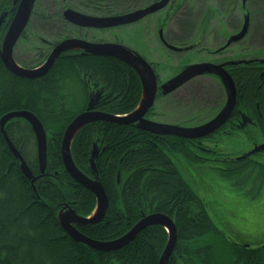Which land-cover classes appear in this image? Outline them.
Here are the masks:
<instances>
[{
	"label": "trees",
	"instance_id": "1",
	"mask_svg": "<svg viewBox=\"0 0 264 264\" xmlns=\"http://www.w3.org/2000/svg\"><path fill=\"white\" fill-rule=\"evenodd\" d=\"M11 2L3 0L0 16ZM7 27L8 22L0 34ZM85 60L66 59L69 63H55L42 78L27 80L10 73L0 59V121L9 113L27 111L40 120L47 135V170L41 175L30 125L16 119L5 128L8 139L38 178L32 185L0 125V264H159L167 245V231L149 226L125 248L98 252L73 241L59 223L64 210L88 218L96 208L95 196L71 179L61 155L67 127L86 107L87 81L102 92L95 108L109 115L127 116L143 95L140 80L124 63L107 57ZM94 146L98 149L94 160L97 174L90 165ZM71 153L77 168L97 179L109 199L101 222L77 228L87 238L114 241L143 218L163 214L173 220L178 235L169 264H264V245L254 248L227 240L211 220L207 204L182 177L173 157L184 156L195 165L208 163L188 141L152 135L135 125L96 122L77 134ZM229 165L220 172L231 181L251 168L238 160Z\"/></svg>",
	"mask_w": 264,
	"mask_h": 264
},
{
	"label": "flooded vegetation",
	"instance_id": "2",
	"mask_svg": "<svg viewBox=\"0 0 264 264\" xmlns=\"http://www.w3.org/2000/svg\"><path fill=\"white\" fill-rule=\"evenodd\" d=\"M20 1L12 0V6L4 9V12H7L5 24L8 22V27ZM41 1L44 4L42 7L39 6ZM163 1L36 0L30 21L14 48L13 58L22 68L35 70L47 62L51 53L60 44L67 41L119 46L143 59L156 78L155 104L146 114L145 119L186 129L203 126L223 112L228 103L229 94L221 77L217 74L199 76L168 95H164L161 88L186 68L193 66L212 65L217 68V72L224 71L233 81L236 90L235 107L230 117L213 134L200 139L182 140L188 141L198 157L208 161L207 164L216 163L215 169L219 172L221 169L228 170L230 162L234 160L244 161L251 168L241 177L248 180L254 177L257 180L256 184L261 177L264 187V151L251 154L256 148L264 146V142L255 143L246 154L237 158L229 157L219 149L220 143L236 133L243 134L247 140L254 131L264 136V48L260 46V43L264 46V0H169L165 6L136 22L109 29L81 27L65 17L67 11L96 19L123 17L145 11ZM15 2L17 4H14ZM247 18L246 33L240 40H234L243 31ZM33 21L41 35L36 39L39 42L38 45L27 40V32ZM8 27L4 33L0 34V49H2ZM44 34H47L49 39L44 38L46 36ZM23 41H26V46L29 48L28 53L33 54L32 60L28 62L22 61L24 60L23 51L19 49ZM88 57L96 56L88 54L83 49H74L61 54L55 63H69L65 60L74 58L85 63ZM70 62L77 63L73 60ZM129 68L139 79L137 73L131 67ZM80 77L85 84V75L82 74ZM198 80L210 83L209 87L213 90L211 92L213 95L208 93L207 88L202 85H199L193 93L201 94V97L198 95L199 100L205 102L214 100L216 107L212 112L202 114L201 110L194 107L191 113H185L178 122L162 123L156 120V108L159 101L169 99L183 89H189L187 86ZM215 89H218L220 94H214ZM99 90L98 86L87 81L88 97L84 112L87 111L90 100L95 99ZM204 95L208 97L204 98ZM183 100L192 101L189 96ZM182 106L178 105V109L183 108ZM166 109L162 112V117L170 119L172 115L169 113L171 111H169L168 103ZM197 109L199 113L195 112ZM95 111L98 110L95 108Z\"/></svg>",
	"mask_w": 264,
	"mask_h": 264
},
{
	"label": "water",
	"instance_id": "3",
	"mask_svg": "<svg viewBox=\"0 0 264 264\" xmlns=\"http://www.w3.org/2000/svg\"><path fill=\"white\" fill-rule=\"evenodd\" d=\"M169 0H164L161 4L149 8L145 11L134 13L131 15L115 18L96 19L67 11L65 17L70 22L81 26L99 29H109L118 26L131 24L141 18L151 14L162 6H165ZM36 0H21L18 4L15 16L10 22L6 33L2 49H0V59L4 67L13 75L27 79L36 80L45 76L55 65L59 56L67 51L74 49H83L88 54L96 57L115 58L122 61L128 67H131L139 76L143 86V95L138 107L127 116H114L106 113L95 111L96 104L102 98V92L96 94L95 99L89 102V108L86 112L77 116L73 122L67 127L62 141L61 155L62 161L68 175L78 185L92 193L96 198V208L93 214L88 218L78 216L73 210H64L59 215V223L65 233L75 242L86 245L87 247L103 253L117 252L128 246L138 234L149 226L163 227L168 233V242L162 253L159 264H169L178 240L177 228L173 220L163 214H153L143 218L137 223L126 235L110 242H97L84 236L77 228L87 225H93L101 222L109 208V199L104 187L97 179H91L84 175L76 166L72 158L71 148L77 134L87 125L96 122H105L119 125H136V127L146 133L156 136H170L186 140L200 139L219 130L230 117L236 102L235 85L231 78L224 72H217V68L212 65H197L186 68L180 75L169 83L165 84L161 90L164 95L171 94L193 79L205 74H217L221 77L229 94L228 103L223 112L213 121L196 128H181L177 126L164 125L151 122L145 119L146 114L153 108L157 94V81L148 66V64L138 56L128 52L127 50L115 45H92L80 41H67L60 44L49 56L47 62L40 68L35 70H27L18 65L13 58L14 48L19 41L21 35L25 31L31 14L34 10ZM14 4H17L15 2ZM7 18V12H3L0 16V30ZM248 29V18L241 34L234 40H240ZM23 120L30 125L35 135L37 144V156L41 175L47 170V135L40 120L32 113L27 111L12 112L5 115L1 121V131L7 142V145L13 156L20 162L21 170L25 177L31 181L32 185L38 180L30 171L19 151L12 145L8 139L5 128L6 125L13 120ZM258 151H264V146L256 148L251 154ZM98 156V149L93 148L91 169L97 174L94 160Z\"/></svg>",
	"mask_w": 264,
	"mask_h": 264
},
{
	"label": "rangeland",
	"instance_id": "4",
	"mask_svg": "<svg viewBox=\"0 0 264 264\" xmlns=\"http://www.w3.org/2000/svg\"><path fill=\"white\" fill-rule=\"evenodd\" d=\"M2 2L3 0H0V4ZM43 5V1H41L39 6L42 7ZM35 27L36 23L33 21L27 32V40L38 45L39 42L36 39L41 35H39V31ZM44 35H46L44 38L49 39L47 34ZM260 46L264 48L261 43ZM19 49L23 51V62L32 60L33 54L28 53L29 48L26 46V41L21 42ZM23 64L32 65L33 63ZM192 85L190 86L192 88L187 86L189 89H183L171 98L159 101L156 108V120L162 123L165 121L171 123L178 122L181 116H184L185 113H191L194 107L201 110L202 114L212 112L216 107L215 101L212 99L206 102L199 100L198 95L201 97V94L193 93L196 92L199 85H202L207 88L208 93L212 94L213 90L209 87L210 83L198 80L194 84L192 83ZM193 89L195 90L193 91ZM214 94L218 95L220 91L215 89ZM187 96L191 97V102L183 100ZM205 97L208 96L204 95ZM182 101L185 102L183 103ZM179 102L180 104H177ZM167 103L170 106L169 111L171 112L169 113L172 115L170 119L162 117V112L167 110ZM178 105H183V108L180 107L178 109ZM202 105L205 106L202 107ZM198 109L195 111L196 113H199ZM263 142L264 136L257 131L251 132L249 140L243 134L236 133L220 143L219 149L225 155L237 158L246 154L255 143L261 144ZM173 161L184 180L207 204V211L211 220L227 240H231L237 244H248L254 248L264 245V187L262 186V182L256 184L257 180L254 177H250L249 180L241 177L240 179L231 181L225 179L215 169L217 167L215 164L195 165L181 155L173 157ZM236 183L239 185L236 186ZM261 187L263 188L261 189Z\"/></svg>",
	"mask_w": 264,
	"mask_h": 264
}]
</instances>
